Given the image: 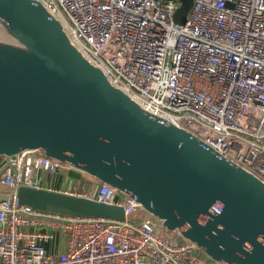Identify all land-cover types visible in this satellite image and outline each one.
I'll use <instances>...</instances> for the list:
<instances>
[{
    "label": "built area",
    "instance_id": "2783aa9c",
    "mask_svg": "<svg viewBox=\"0 0 264 264\" xmlns=\"http://www.w3.org/2000/svg\"><path fill=\"white\" fill-rule=\"evenodd\" d=\"M40 1L147 112L264 181V0H194L183 26L181 0ZM62 169L33 152L3 159L0 264H213L115 188L41 185L40 172ZM22 187L120 207L125 220L37 210L20 203Z\"/></svg>",
    "mask_w": 264,
    "mask_h": 264
},
{
    "label": "water",
    "instance_id": "95a60500",
    "mask_svg": "<svg viewBox=\"0 0 264 264\" xmlns=\"http://www.w3.org/2000/svg\"><path fill=\"white\" fill-rule=\"evenodd\" d=\"M181 3L183 26L194 0ZM24 152L135 198L213 264H264V181L147 112L40 0H0V159ZM18 197L37 210L125 220L120 207L58 192L22 187Z\"/></svg>",
    "mask_w": 264,
    "mask_h": 264
},
{
    "label": "rangeland",
    "instance_id": "374dc122",
    "mask_svg": "<svg viewBox=\"0 0 264 264\" xmlns=\"http://www.w3.org/2000/svg\"><path fill=\"white\" fill-rule=\"evenodd\" d=\"M1 166L3 165V159H0ZM40 183L42 186L46 185L48 182H50V179H52V184L55 186L63 187L65 183L71 182L72 180H77L82 177L79 172H76L73 169L66 170L62 169L58 174H49L47 172H40ZM48 253L49 252V246H45Z\"/></svg>",
    "mask_w": 264,
    "mask_h": 264
},
{
    "label": "crops",
    "instance_id": "0c3cea01",
    "mask_svg": "<svg viewBox=\"0 0 264 264\" xmlns=\"http://www.w3.org/2000/svg\"><path fill=\"white\" fill-rule=\"evenodd\" d=\"M79 174H81V173H79ZM81 175H82V174H81ZM85 179H86V180H85ZM87 180H88V179H87L86 177H84V175H82L81 178H79V179H77V180H72L71 182H68V183L66 182L65 185H67V184H68V185L75 184L76 186H78L79 188H81V186L78 185V182H79V181H82V182L85 183ZM86 183H87V182H86ZM86 183H85V184H86ZM65 185H64V186H65ZM64 186H63V187H64ZM44 187H45V188H51V189H54V190H59V189L61 188V187H59V186H57V185L54 186V185L52 184V179H50V182H48L46 185H44ZM49 248H52V246H49ZM53 250H54V249H53ZM50 251H52V250H50Z\"/></svg>",
    "mask_w": 264,
    "mask_h": 264
},
{
    "label": "trees",
    "instance_id": "16d2710c",
    "mask_svg": "<svg viewBox=\"0 0 264 264\" xmlns=\"http://www.w3.org/2000/svg\"><path fill=\"white\" fill-rule=\"evenodd\" d=\"M86 180V179H85ZM87 182V183H86ZM85 183L84 182H82V181H79L78 182V185L79 186H81V189H86L87 187H88V185L90 184V181L89 180H87ZM180 240V242H182L183 243V241L181 240V239H179Z\"/></svg>",
    "mask_w": 264,
    "mask_h": 264
}]
</instances>
